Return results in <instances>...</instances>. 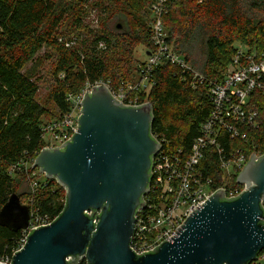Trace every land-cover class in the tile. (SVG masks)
Here are the masks:
<instances>
[{
	"label": "trees",
	"instance_id": "obj_1",
	"mask_svg": "<svg viewBox=\"0 0 264 264\" xmlns=\"http://www.w3.org/2000/svg\"><path fill=\"white\" fill-rule=\"evenodd\" d=\"M153 2L0 0V211L13 193L25 203L22 178L32 185L37 169L28 163L45 146L43 124L70 109L69 93L79 92L87 82L104 81L118 88L140 78L142 60L135 57V47L140 43L147 50L152 47ZM94 7L99 9L98 28L85 21ZM122 15L125 26L112 23ZM164 27L168 42L194 68L208 80L221 79L237 52L235 41L264 50V0H169ZM45 58L55 60V86L50 93L55 111L37 97L36 71ZM152 76L154 84L140 93L141 101L153 104L152 132L164 140L165 151L180 148L187 154L211 110L206 85L193 86L192 75L169 62L157 66ZM251 100L258 111V126L246 128L247 140L227 134L221 139L227 153L240 148L247 159L254 152L264 153V92L257 89ZM219 162L218 154L210 151L201 164L212 178V188L242 189L239 172L227 175ZM31 187L34 198L28 205L33 214L56 218L66 203L64 187L55 178L37 180ZM22 236L23 228L0 223V259L13 255Z\"/></svg>",
	"mask_w": 264,
	"mask_h": 264
},
{
	"label": "water",
	"instance_id": "obj_2",
	"mask_svg": "<svg viewBox=\"0 0 264 264\" xmlns=\"http://www.w3.org/2000/svg\"><path fill=\"white\" fill-rule=\"evenodd\" d=\"M150 54V52H147ZM153 104L127 105L106 84L86 91L78 130L61 146L44 147L33 169L66 190L62 212L32 229L10 264H250L264 251V153H252L233 197L224 188L190 214L154 249L131 248L136 214L149 192L154 157ZM31 208L13 193L0 223L29 226ZM0 264H7L0 262Z\"/></svg>",
	"mask_w": 264,
	"mask_h": 264
},
{
	"label": "built area",
	"instance_id": "obj_3",
	"mask_svg": "<svg viewBox=\"0 0 264 264\" xmlns=\"http://www.w3.org/2000/svg\"><path fill=\"white\" fill-rule=\"evenodd\" d=\"M168 1L154 0L152 4L149 21L152 27V47L147 51L150 52L147 54L148 58L139 65L138 80L118 88H113L109 82L104 81L94 84L87 82L79 92L68 94L67 98L71 102L68 111L43 124L44 147L61 146L78 130V118L86 91L92 90L95 85L106 84L119 101L127 105H140L148 102L141 101L140 93L142 90H149L154 84L153 70L166 62L178 65L183 72L192 75L193 86L197 83L206 85L205 92L210 99L211 110L201 123L200 134L194 138L187 154L180 148L174 152L165 151L164 140H160L159 135L152 132L162 143V149L154 157L150 189L144 197L145 205L136 214L131 248L138 254L154 249L172 237L183 226L186 218L206 203L216 191L211 185L212 178L201 169L208 152L215 151L218 154L220 168L225 174L241 171L248 161L245 153L240 148H234L227 153L221 139L224 134L232 138L248 139L246 128L258 126V111L251 95L257 89L264 92V83L261 81L264 74V50L259 52L244 44L237 46V52L223 78L209 80L175 50L168 42L164 27ZM35 158L28 164L32 166ZM36 185L35 180L32 186ZM221 188L226 190L227 197L236 196L243 189ZM54 219L37 216L32 212L29 226L23 228L20 246L16 251L26 244L32 229L50 224ZM13 255L0 259V262L10 264Z\"/></svg>",
	"mask_w": 264,
	"mask_h": 264
},
{
	"label": "rangeland",
	"instance_id": "obj_4",
	"mask_svg": "<svg viewBox=\"0 0 264 264\" xmlns=\"http://www.w3.org/2000/svg\"><path fill=\"white\" fill-rule=\"evenodd\" d=\"M124 18H125V15H122V17L116 16L113 18L112 23L115 24L117 22H121L122 23L121 27H123L125 26L123 25L125 23ZM85 21L86 23H89L91 27L98 28L100 24L99 9L96 7L91 8L89 10L88 15L85 18ZM234 43L236 46H240L241 44H243L239 41H235ZM147 51H148L147 48L140 43L139 45L135 47V57H137L139 60H142V61L146 60L148 58ZM41 54L45 55L46 53L42 51ZM54 67H55V60L45 58L43 64L36 71L37 72L36 75H38L37 77L39 79L38 82H39V87H40L38 95H37L38 100L42 102L50 111H55V105L50 98V93L55 86V77L53 75ZM29 166L31 165L29 164ZM19 178L21 177L18 175L17 180H19ZM46 179L48 178L46 177L45 173L41 172L40 169L38 168L36 170L35 177L31 178V181L33 184L35 180L44 181ZM23 183H24L23 188L22 190H20L23 192L22 199H23V202H25L26 204H29L28 202H31L33 200L32 198H34L33 196L34 191L31 187L32 185H31L30 180H27V178H22V184ZM63 190L65 191V188H63ZM31 213H32V210H31ZM251 264H264V254L262 255L260 254L259 258L256 261L251 262Z\"/></svg>",
	"mask_w": 264,
	"mask_h": 264
}]
</instances>
